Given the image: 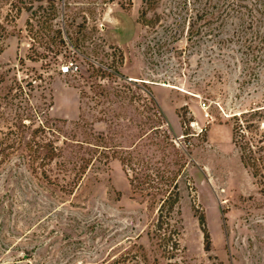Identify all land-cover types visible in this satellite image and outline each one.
<instances>
[{
	"label": "rangeland",
	"instance_id": "obj_1",
	"mask_svg": "<svg viewBox=\"0 0 264 264\" xmlns=\"http://www.w3.org/2000/svg\"><path fill=\"white\" fill-rule=\"evenodd\" d=\"M263 3L0 0V264H264V180L242 165L230 118L264 104V43L231 36ZM101 134L110 153L175 141L178 251L151 239L156 213L118 160L82 171ZM47 142L51 159L36 151Z\"/></svg>",
	"mask_w": 264,
	"mask_h": 264
},
{
	"label": "trees",
	"instance_id": "obj_2",
	"mask_svg": "<svg viewBox=\"0 0 264 264\" xmlns=\"http://www.w3.org/2000/svg\"><path fill=\"white\" fill-rule=\"evenodd\" d=\"M142 2L151 4L152 0H142ZM255 11L258 14L256 16L252 14L251 10L248 11V15H246L248 20L240 18L238 31L231 35L233 39H237L236 43L250 51L260 49L259 45L264 43V7ZM4 38L5 36H0V45ZM51 43H54L53 39ZM43 49L46 52L53 53L47 45L43 46ZM252 60L263 62L259 56H254ZM16 89H18L19 93H22L20 86H17ZM50 98L52 99L50 103L52 107L53 98L52 96ZM24 116L28 117V114L23 112L17 114L16 121L20 128L22 127L21 122ZM230 118L233 120V144L240 153L242 165L254 179L264 180V104L241 111ZM44 123L42 122L41 128L38 126V131L43 132L48 127ZM18 126L15 125L16 129L21 130ZM99 139H102L100 144H88V142H85L86 145L90 146V149L88 150L89 158L85 160L82 171L93 161H101L103 158L118 160L127 175L132 193L138 195L143 202L148 203V206L153 208L156 213L152 225L151 239L164 252L178 251L179 242L177 237L180 223L178 204L180 200L179 185L182 165L174 158L173 155L176 156V154H172L169 151V148L174 149L175 141L164 134L162 139L155 143L156 152H137L135 147L143 139L142 135L138 138L137 143L133 145H112L114 150L110 153L107 152L110 147H108L109 143L106 141L105 136L101 134ZM3 140L0 141V146L4 144ZM38 147L36 151L44 150V155H42L44 159H51L55 155V151H57V147L50 142ZM79 180L80 176L75 178L69 186L71 188L75 187ZM199 221L204 233L205 250L209 251L210 240L204 226L203 217Z\"/></svg>",
	"mask_w": 264,
	"mask_h": 264
},
{
	"label": "built area",
	"instance_id": "obj_3",
	"mask_svg": "<svg viewBox=\"0 0 264 264\" xmlns=\"http://www.w3.org/2000/svg\"><path fill=\"white\" fill-rule=\"evenodd\" d=\"M76 69V67H74L73 65L69 64V65H65L64 67L60 68V74L61 75H70L73 73V71Z\"/></svg>",
	"mask_w": 264,
	"mask_h": 264
}]
</instances>
